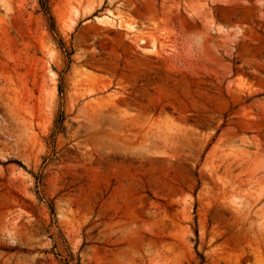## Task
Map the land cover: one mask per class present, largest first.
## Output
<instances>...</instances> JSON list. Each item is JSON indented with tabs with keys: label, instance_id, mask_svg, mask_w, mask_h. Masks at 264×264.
Listing matches in <instances>:
<instances>
[{
	"label": "rangeland",
	"instance_id": "374dc122",
	"mask_svg": "<svg viewBox=\"0 0 264 264\" xmlns=\"http://www.w3.org/2000/svg\"><path fill=\"white\" fill-rule=\"evenodd\" d=\"M0 264H264V0H0Z\"/></svg>",
	"mask_w": 264,
	"mask_h": 264
},
{
	"label": "bare ground",
	"instance_id": "6f19581e",
	"mask_svg": "<svg viewBox=\"0 0 264 264\" xmlns=\"http://www.w3.org/2000/svg\"><path fill=\"white\" fill-rule=\"evenodd\" d=\"M101 122H103V124H106V125H113V121L110 120L109 118H103V120H101ZM116 123V122H115ZM114 123V124H115ZM116 126V124H115ZM117 128V127H116Z\"/></svg>",
	"mask_w": 264,
	"mask_h": 264
},
{
	"label": "trees",
	"instance_id": "16d2710c",
	"mask_svg": "<svg viewBox=\"0 0 264 264\" xmlns=\"http://www.w3.org/2000/svg\"><path fill=\"white\" fill-rule=\"evenodd\" d=\"M47 14H48V12H47Z\"/></svg>",
	"mask_w": 264,
	"mask_h": 264
}]
</instances>
